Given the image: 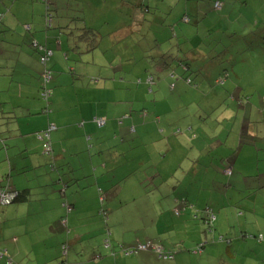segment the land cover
<instances>
[{"label": "crops", "instance_id": "obj_1", "mask_svg": "<svg viewBox=\"0 0 264 264\" xmlns=\"http://www.w3.org/2000/svg\"><path fill=\"white\" fill-rule=\"evenodd\" d=\"M3 1L0 0V3ZM152 1V4L157 5L156 7L167 12V16L163 18H153L156 21L158 34L168 38L167 40L174 39L176 46L182 44L185 53H195L191 41L206 38L212 32L211 27H217L221 20H227L232 25H241L243 20L242 16L234 14V4L223 2L219 13L213 10L212 2L215 0H208L209 6L204 4L205 8L202 10L211 9L216 13L210 15L211 20L208 21L206 16L209 15L204 16L197 9L198 2L191 3L189 2L191 0H186L187 9L181 18L187 16L190 21L181 24L175 19L177 17L173 15V8L166 3V0ZM250 1L256 19L254 22L245 19L243 21L255 28L257 32H254V37L263 39L264 0ZM25 2L27 1L23 0L21 10L16 3L11 4L9 9L13 12L11 20L4 18L10 13L5 16L2 12L4 19L0 23V38H2L0 58L9 55L0 63V74H3L0 78L5 80L3 84L8 87V91L15 90L11 94L5 90L4 92L8 94L7 102H0V138L2 142H5V146L0 145V186L3 184L10 187L11 180L16 178V184L11 187L22 191V200L13 203L10 207H0V223H3L0 228V253H4L1 251L3 248L7 253L12 251V254L18 258V264H69L67 260L69 247L75 252L77 249L76 257H73L70 264H87L86 258H81L84 251L79 250L81 242L77 233L66 243H59L58 253L61 259L58 262L56 261L57 252L52 256L45 247L37 245L38 249L34 253V242L32 240L27 242L28 240L25 239L28 237L27 232L39 229L49 232L51 237H56L60 232V235L67 239L70 237L67 229L68 221L73 230L82 228L74 224L78 215L85 213L96 215L97 212L98 214L102 212V215L110 213L112 217L120 215V209L124 206V209H129L126 213L133 216L136 226L138 223H143V219L140 220L139 216L148 218L153 211L162 214L157 225H149L147 221L143 224L144 234L140 238L137 237L136 231L132 240L119 235L121 241L119 249L122 247L135 249L139 244L150 243L161 247L164 253L170 254L173 258L170 262L174 261L173 264H224L226 253L221 251L216 246L218 244L213 241L207 243L210 239L208 235L204 236L202 233L207 229L204 224L207 209L210 208L215 215L214 224L224 222L222 209L226 195L223 192L218 193L219 191L213 187L199 186L198 183H203L205 177H198V174H192V172L198 173V167L203 166L207 160H212V162L216 161V166L222 170L223 168L226 172L231 170L230 176L233 177L234 174L242 175V170L245 169L242 168L243 162L253 163L255 165L250 170H257L258 173L250 177L241 176V179L244 181V178H251L257 183L246 187L243 185V190L238 192L244 199L249 193L251 195L249 199L259 200L262 205L264 171H261L260 166L264 164V154L261 152L264 151V144L255 142V146L246 145L248 141H243L244 138L241 137V135H247L246 140H250L251 136L255 139L257 135H262L253 118L247 120L244 117L238 129L222 131L216 125L208 126L212 134L209 139L203 137L200 129L196 128H203L206 124L203 125L199 120L196 123L186 122L184 112L181 110L169 109L159 112L157 105L151 99V95L154 96L153 90L150 91L144 85L135 84V80L121 78L123 71L120 69H111L113 80L104 79L100 71L97 79H91L90 83H85L77 73V68L75 70L73 66L71 68L74 69V77L68 78L65 71L70 67L68 62L73 61H70L68 56V59H65L67 54H61V52L65 51L63 40L73 38L68 32L61 30L45 31L42 33L43 36H38L56 51L52 60V69L56 73L54 75L56 85L53 87L54 92L47 106L48 112L43 113L46 106L43 108V103L38 96L41 67L37 63L36 56L27 46L29 34L23 29L24 25L30 24L31 33L36 37L44 30V27L42 26L39 31L32 27H36L39 22L37 18H43V15L41 12L37 17L36 10L29 12ZM19 11L23 14L20 19L16 15ZM92 13L93 15L89 16H96V12ZM199 15L203 19H200ZM91 20L95 21L94 18ZM231 20H236L238 23L229 22ZM209 24L211 27L208 26ZM21 30L24 37H21ZM57 49L61 52L57 53ZM73 58L74 61L78 60L76 56ZM83 59L85 63L81 65L80 62L76 64L77 67L88 68L90 72H93L92 67H100L92 58H89L87 62V57ZM108 62L110 61L99 64L107 65ZM116 71L119 74L118 81H116ZM56 88L60 89L56 90ZM145 108L148 118L143 121L141 115L145 113L143 112V110L146 111ZM260 112L264 117V110ZM98 120H103L101 127L97 124ZM50 126L55 128L50 134L52 150L50 156H44L42 143L36 133L39 134ZM131 127H134V132H131ZM192 133L195 139H192ZM231 136H237L235 146L229 144ZM18 139L20 145H12L16 152L11 154L8 152L10 146L6 143ZM237 147L239 150L236 156L229 157L233 149ZM206 151L207 155L202 154ZM129 159L131 163L128 162ZM226 164H229L227 169ZM170 166H173L170 175L161 173V170L168 169ZM187 167L188 172L182 171V168L186 170ZM151 170H154L153 174ZM177 173H184V175L177 176ZM151 178L153 180L151 184L155 185L154 189L158 192L155 196L145 192ZM6 179L7 183H5ZM217 179L221 181L218 182ZM215 181L222 186V176L219 177L216 174ZM98 189L112 193L109 201L107 197H104L105 204L102 206L99 203ZM115 198L119 199L118 203L113 202ZM101 199L102 197L100 201ZM237 206L240 207V205ZM230 213L231 215L235 213V208L228 212ZM47 214H55L52 221H48ZM40 215L42 218L38 226L36 221ZM164 216H167L166 220L163 219ZM247 217L249 224H259L261 219L263 222L260 224L264 226V218L259 217L257 220L255 209H249ZM18 219L24 223L21 235L14 237L16 238L14 243L9 242L8 238L4 237V228ZM235 219L240 225V218L235 215ZM45 222L47 223L44 226ZM201 223L206 228L201 227ZM93 228L98 229V226L93 225ZM150 231L153 232L150 233ZM227 235L231 238L229 245H233L228 254L231 258L235 259L234 253L238 250H253V242L236 238L235 232L227 233ZM259 236H262V241L255 237L251 238L256 239L254 241L257 245L264 243V236L261 234ZM222 238L223 236L220 239ZM236 241L243 244L238 246L235 244ZM106 242L109 244L108 247L105 245L107 253L110 250L112 254L109 240L106 239L104 244ZM248 244L251 246L246 247ZM198 246L201 247V253L195 254L194 250ZM206 246L212 249L210 255L204 257ZM64 248L66 254L63 256ZM97 250L106 252L102 250V247ZM123 250L125 249L120 250V253L123 254ZM262 250L264 251V246ZM154 254H156L155 251L149 249L137 252L133 259L124 258L126 255L123 254L122 260L129 264H144V261L155 260ZM4 256L0 255V263ZM7 262L11 264L15 261L8 256Z\"/></svg>", "mask_w": 264, "mask_h": 264}, {"label": "rangeland", "instance_id": "obj_2", "mask_svg": "<svg viewBox=\"0 0 264 264\" xmlns=\"http://www.w3.org/2000/svg\"><path fill=\"white\" fill-rule=\"evenodd\" d=\"M11 1L13 0H4L2 3H0V22H2L4 18L7 20H11V13H13L9 10L12 4ZM26 1L27 2L25 3L28 6L29 12H31L32 10H36L35 12L37 17H39L38 15L42 12L43 18H37L39 22L37 23L36 27H32L33 29L39 31L42 29V26L44 27L45 25L43 13L44 5H31L28 3V0ZM150 1L151 3H153L152 0ZM166 1V3L171 5V7L173 8L172 12L173 15L177 17L175 19L178 21V23L185 24L186 22L182 20L181 17L184 14V11L187 9L185 7L187 1ZM221 1L224 3L234 4V14L237 16H242L243 20H249L250 22L255 21L256 15L252 12L253 7L250 0ZM189 2H198L199 6L197 9L202 12L204 16L209 15L206 16V19L208 21L211 20L210 15L216 14L211 9H208L207 11L202 10V8H205L204 4L207 3L206 0H191ZM22 3L23 0H18V2L16 3L18 7L20 6V10L23 8ZM2 12L5 14V16L9 13L10 15L3 18V14H1ZM187 13L188 12L186 11V14ZM189 13L191 14V12ZM16 15L18 16V19H20L21 15L23 14L19 11V13H16ZM217 15L221 16L218 13ZM262 15H264V12L262 13ZM199 17L200 19H203L202 16L199 15ZM243 20L241 21V25L229 24L227 20H221L218 23V26L215 28H212L209 24L208 26L211 27L212 31L210 34H213L214 36L204 39L202 44L200 43L201 39L192 41L191 45H201V52L203 54L208 53L207 55H205L203 60L202 58L200 59L202 60V62L199 61V63L192 64L194 69L193 71L198 70L200 66H206L204 71H201L200 69L199 72L196 71L198 73L197 79H195L196 74L192 76V78L194 79L192 85L186 84V82L182 79L183 77L180 76V60L175 58V56L177 55L172 58L175 60H167V65H165L164 67L159 64L157 56H159L160 53H163L171 57L173 55V52L175 51L173 46H176V43L172 45L168 42L163 41V39L160 38L161 36L158 34V31L154 33L152 31H148L150 27L148 24L144 23V25L138 26L137 31L135 32L131 31L130 33L129 31H123L116 36L115 40L110 38L108 50L111 51H109L108 53L102 54V52H98L93 56L87 57L86 62L89 60V58L93 57L92 59L95 61V64H98L100 68L101 66L103 67L101 68L102 70L98 67H92L91 69L93 70V72H90V69L88 68L76 66L77 60L74 61V58H72L73 56H76L78 58V55L76 54L77 52L73 48L75 43L74 39H64L63 46L65 51L61 52L57 49V53L61 52V54H66L65 52H67L68 58H70V61H73L72 63L68 62V64H70V67L74 66L75 70L77 68V73L82 79H84L85 83H90L91 79H97L99 77L100 71H102V77L104 79L113 80V71H111V69H120L121 71H123V73L121 74V78L127 77L129 81L136 80L139 77V79L142 80L141 86L144 85L147 90L149 88L153 90L154 96L151 95V99L154 104L157 105V109L159 112L169 109L181 110L182 112H184L183 114L185 116L184 119L186 122L196 123L197 120L200 121L199 117H202L204 119L202 121L207 122V127L216 125L219 130L224 131L227 129H232L233 127L239 128V125L241 124L244 117H246L247 120H250L252 117L253 121L256 122L255 125L259 127L260 132H262V135L259 134L260 139H256V141L257 143L264 144V139H261L262 137H264V117H262L260 112L264 110V41L260 40L258 37H254V32L257 31H255V28H252L253 26L247 24ZM229 22L238 23L236 20H231ZM54 23L53 25H55ZM262 29L264 30V28ZM21 32L22 37L24 33L22 30ZM43 32H45V28L41 33L36 35L37 42L43 41V39L38 38V36L44 35L42 34ZM1 39L2 38H0V41ZM7 57H9V55L0 58V63L5 61ZM106 61L110 62H108L107 65L99 64ZM224 71L227 72L228 78L223 81L222 85H216L214 82L215 79ZM65 74L66 76H68V78L74 77L71 72H68V70L65 71ZM2 75L3 74H0V76ZM148 75H150L149 77L152 76L153 78L151 86L146 83ZM118 79L119 74L116 71V81H118ZM3 82H5V80L3 81V79L0 78V102L6 103L8 94L4 91H8V87L5 86ZM158 83H160V85H158ZM54 85H56L55 80H53L51 83L52 87H54ZM193 85L197 87L195 88V86ZM174 88H176V90ZM58 89L60 88H56V90ZM14 91V89H11V91L8 92L11 94ZM222 112L225 114L223 115ZM246 112H248V114H245ZM211 136L212 134L207 135V137ZM236 140L237 136H231L229 144L231 146H235ZM1 143L5 144V142ZM6 144L10 147L14 144L20 145V140L18 139L14 142ZM10 147L8 149V152L14 154L16 152L15 148ZM261 152L262 154H264V151ZM202 154L207 155V151L203 152ZM128 162L131 163V159H129ZM216 165V161L212 162V160H207L205 164H203V166L198 167V173L192 172V174H198V177H205L203 183H198L199 186H202L203 188L213 187L216 189V191H219L218 193L223 192V194L226 195L224 207L222 209L224 222H217L215 224V227H213L211 233H208L206 229L202 234L204 236L208 235V238L210 240L207 243L213 241L215 244H218L216 246H218L221 251H224L226 253L224 264H264V251L262 250L264 243H262L261 245H257L254 241L256 239L248 238L249 236L258 238L260 234L264 236V226H261L260 224V222H263V220L260 219L259 224H249L247 221V212L249 209H255L257 220L259 217L264 218V201L261 205L259 203V200L254 201L253 199H249L251 196L249 195V193H247V197L244 199L242 198V194L238 192L242 191L243 188L248 185L257 183L251 178H244V181H242L241 179V176L250 177L258 173L257 170H250L251 167H254L255 164L243 162L242 168L245 169L242 170V175L234 174L233 177L229 176L228 174L227 176L225 174V168H223L222 170ZM228 165L229 164H226V169L228 168ZM172 167L170 166L168 169H165L163 171L161 170V173H163L164 175H170ZM260 167L261 171H264V164ZM188 169V167L186 168V170L182 168V171L188 172ZM191 169L192 167L190 168V171ZM153 172L154 170H151V174H153ZM216 174H218L219 177L222 176V186L218 184V182L221 181L220 179H217L218 182H216L217 180L215 181ZM178 175L183 176L184 173H177V176ZM30 176H32V173H30ZM16 180V178H13V180H11V186L16 184ZM152 181L153 180L151 178V182L148 183V186L145 188V192L149 193L151 196H155L158 192L157 189H154L155 185L151 184ZM5 183H7V179ZM98 192L99 203L102 206L103 204H105L104 197H107V200L109 201L112 193L101 189H98ZM100 197H102L101 201ZM239 199L241 200L239 201ZM118 200V198H115L113 202L118 203ZM237 205H240V207H238ZM10 206L12 205L6 207ZM234 208L235 213H232V215L231 213L228 214V212L234 210ZM128 211L129 209H124L123 206L120 209V215H115L112 217L110 213H107L106 215L104 213L102 215V212L101 214H98L97 212L96 215L93 213L78 215V221L76 220L74 224L76 225V227L80 226L82 228L81 230H73L71 223L69 224L68 221L67 229L69 231L68 234H70V237H68L67 239L61 236L60 232L58 233V235H56V237H51V234H48L49 232H43L39 229L37 231H28L26 234V236L28 237H25V239L28 240L27 242H30V240L34 242V253L37 251L38 246L45 247L52 256L55 254V252H57L58 257L56 261L60 262L61 258L60 254L58 253L59 243H66L68 240H71V238L76 236L74 234L77 233L80 236L81 242L79 250L84 251L81 254V258H86L87 264H129L127 261L122 260V256L124 255L120 253V250H130V248L122 247L119 249V247H121L119 245L121 244L119 235H124L125 238L132 240L136 231L137 237H142L144 234L143 224H145V222L147 221L149 222V225H157V222L161 218L162 213L153 211L150 212L151 214L148 216V218L147 216H139L140 220L143 219V223H138V225L136 226L135 222L133 221V216L126 213ZM235 215L240 218V225L236 223ZM54 216L55 214H47L48 221H52V218ZM40 218H42V215H40V217L36 221V224L38 226L40 224ZM163 219L166 220L167 216H164ZM19 220L21 219H18L13 223H9L4 228V237H6L5 239L8 238L9 242L14 243L16 239L14 237H16L17 235H21L20 232L22 230V226H24V223ZM47 222L44 223V226ZM2 225L3 223L1 222L0 228ZM93 225L98 226V229L93 228ZM203 226L204 228H206L205 225L201 223V227ZM232 226H234L235 228L232 229ZM63 231L66 232L65 229H63ZM152 232L153 231H150V233ZM232 232L236 233V238H241L248 242H253V250H238L237 253H234L235 259L231 258L228 254L231 251L233 245H229L231 242V238L227 235V233L232 234ZM43 236L45 237L38 238ZM222 236L223 238L220 240ZM106 239L109 240L112 254L110 250H108L109 253H107L104 244V241ZM100 241H102V243H100ZM201 243L202 241L200 242V244ZM235 244L241 246L243 243L236 241ZM249 246L251 245L248 244L246 247ZM100 247H102V250H105L106 252H98L97 248ZM211 249L212 247L206 246V254H204V257H206L208 254L210 255ZM1 251H4L5 254L1 252L0 255H5V258L0 264H7L8 256H11V258L15 261L11 264H18V258L16 255L14 256V254H12V251H8L7 253L5 251V248H3V250ZM67 252L69 255L67 257V260L70 264L73 257H76L77 249L75 252L72 248L68 247ZM63 254L64 251L62 250V255ZM100 256L103 257L99 258ZM135 256L136 254L131 256H124V258L133 259L135 258ZM154 258L155 260L153 261H144V264L174 263V261L170 262V260L167 261L163 258H160L158 254H154ZM37 259L39 260V258Z\"/></svg>", "mask_w": 264, "mask_h": 264}, {"label": "trees", "instance_id": "obj_3", "mask_svg": "<svg viewBox=\"0 0 264 264\" xmlns=\"http://www.w3.org/2000/svg\"><path fill=\"white\" fill-rule=\"evenodd\" d=\"M207 5L208 4V0ZM18 0H13L11 3H17ZM28 3L31 5L34 4H41L44 5V20H45V31H54V30H61L66 31L71 38L75 41L74 49L77 52L78 60L76 61V64H79L81 62V65L84 64L83 57L93 56L98 52L108 53L111 50H108L109 45V39L112 38L115 40L116 36L122 33L123 31H129L131 33L137 31L138 26H142L144 24L149 25L148 31H152L153 33L157 31L156 28V21L153 20L154 17H160L163 18L167 16V12L165 13L162 9H159L156 7L157 5L150 3V0H28ZM218 4V8L216 5ZM223 5V2L220 0H215L212 2L213 10L219 11L221 10ZM162 7V5H161ZM92 12H96V16H89L93 15ZM39 16V15H38ZM41 18V17H39ZM92 18L95 19L94 22H92ZM1 19V15H0ZM186 23H189L190 18L187 16H183L181 18ZM55 21V23H54ZM92 22V23H91ZM1 23V22H0ZM53 23L55 25H53ZM91 23V24H90ZM144 23V24H143ZM55 26V27H54ZM172 27V26H171ZM58 28V29H57ZM173 28V27H172ZM24 31L27 32L28 41L27 46L30 49V52L33 53L36 56L37 63H39L41 67V72L39 75V100L43 103V113L48 112L47 106L50 104V100L53 95V87L51 86L52 81L54 80V75L56 74L54 70L52 69V60L54 59V53L56 52L54 48H51L49 45H47L46 42L41 41L37 42L36 37L33 33H31V25H24L23 26ZM32 34V35H31ZM160 36H162L160 34ZM211 36H214L213 34H209L206 36L207 39ZM24 37V35H23ZM217 37V36H215ZM105 38V39H104ZM163 41L168 42L169 44H174V39L167 40L168 38H163ZM174 38V36H173ZM204 39H201V44ZM260 39V38H259ZM160 40V39H159ZM198 40V39H197ZM260 40L264 41V38ZM171 41V43L169 42ZM195 41V40H192ZM191 41V43H192ZM194 46V52H187L185 53L182 48L184 46L182 44L178 46H173L174 50L177 52H173V55L170 57L167 54L160 53L159 56H157L159 60V64H161L162 67L167 65V60H175L172 59L175 58L179 59V68H180V76L183 77L182 79L186 82V84L192 85L194 82V79L192 76L195 75V79L198 78L199 69L201 71H204L206 66H200L198 70L193 71L192 64L199 63V61L202 62L205 55L208 53H202L200 50L201 45H193ZM176 48H178L176 50ZM67 54V52H65ZM202 56V57H201ZM75 57V56H73ZM72 57V58H73ZM82 57V58H81ZM93 58V57H92ZM199 58V59H198ZM202 58V60H200ZM67 55H66V58ZM84 62V63H83ZM92 67V66H91ZM100 68V67H99ZM101 68H103L101 66ZM100 68V69H101ZM68 72H71L72 75L73 70L71 67H68ZM66 70V71H67ZM102 70V69H101ZM148 75L146 83L151 86L153 82L152 76L149 77ZM228 78V74L226 71H224L221 75H219L215 79V84L222 85L223 81ZM141 79H136L134 81L135 84H141ZM195 86V85H193ZM197 86H195L196 88ZM151 91V88H149ZM153 93V91H152ZM45 94V95H44ZM146 109V108H145ZM143 113L141 115L143 121H145L148 118L147 115V109L146 111L143 110ZM200 121L203 125L207 124V122H203L204 120L202 117H199ZM157 122V119L155 120ZM158 123V122H157ZM156 123V124H157ZM200 123V125H201ZM53 126L48 127L45 131L43 130L41 133H36V136L39 138V140L42 143V150L45 154L44 156H50L51 153V140H50V134L53 130H50V128ZM201 127V126H200ZM200 131L203 133V137H207L208 134H210V127L207 128V126L203 128H199ZM162 129V127H161ZM235 129V127H233ZM238 129V128H236ZM134 127H131V132H134ZM177 133V132H176ZM48 134V139L44 138V135ZM40 136L42 137V140L40 139ZM247 135H241V137L244 138L243 141H248L246 145L255 146L256 139H259L257 136L252 137L250 140H246ZM192 139H195V135L192 133ZM212 137V136H211ZM211 137H208L209 139ZM264 139V138H261ZM2 140L0 138V145L3 147L5 144L1 143ZM49 145L50 147V153H46L43 146L45 144ZM259 144V143H258ZM0 146V147H1ZM259 148V147H256ZM239 148L233 149L232 153L229 155V157H235ZM230 174H232L231 170L229 171ZM0 191H3V193L11 196V203L9 205H12L13 203H17L18 201L22 200V191L14 190L9 185H1ZM9 205H1L2 207L9 206ZM210 213L214 219H210L207 217V212L205 211V219L204 224L207 227L208 233H211L214 227V220L215 215L212 212V210L209 208ZM64 224V223H63ZM253 238V236H251ZM251 239V238H249ZM221 240V239H220ZM105 245L108 247L109 244L106 242ZM201 246V245H200ZM198 246L194 253L198 254L201 252H197L198 249L201 247ZM1 254V253H0ZM66 254V251H64V255ZM3 256V255H1ZM9 264V262H7Z\"/></svg>", "mask_w": 264, "mask_h": 264}, {"label": "built area", "instance_id": "obj_4", "mask_svg": "<svg viewBox=\"0 0 264 264\" xmlns=\"http://www.w3.org/2000/svg\"><path fill=\"white\" fill-rule=\"evenodd\" d=\"M216 7L218 8V4L216 5ZM97 124L101 127L102 124H103V120H98ZM53 129H54V127H51L50 128V130H53ZM44 138L45 139H48V134H45L44 135ZM40 139L42 140V137L41 136H40ZM43 148H44V150H45L46 153H50V147H49L48 143L45 144L43 146ZM226 173L228 175L230 174L229 171L226 172ZM10 203H11V196L3 193V191H0V204L1 205H9ZM68 211H69V209H68ZM206 212H207V217L208 218L214 219V217H212V215L210 213V210L207 209ZM248 238H252V237L249 236ZM262 239H263L262 236H259L258 237V240L259 241H262ZM149 249L155 251V253L158 254V256L160 258H163L165 260H171V259H173L170 254L164 253L161 247L152 245L150 243L139 244V245H137V247L135 249L123 250V254L126 255V256H128V255H132V254H137V252H140V251H147ZM64 251H65V248H64ZM197 252H201V249H198Z\"/></svg>", "mask_w": 264, "mask_h": 264}]
</instances>
